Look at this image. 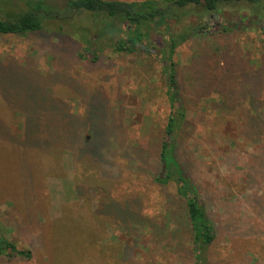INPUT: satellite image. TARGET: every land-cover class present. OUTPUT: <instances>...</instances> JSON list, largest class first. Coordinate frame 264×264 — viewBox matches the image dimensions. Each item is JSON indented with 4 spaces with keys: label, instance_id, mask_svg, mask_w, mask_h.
Wrapping results in <instances>:
<instances>
[{
    "label": "rangeland",
    "instance_id": "1",
    "mask_svg": "<svg viewBox=\"0 0 264 264\" xmlns=\"http://www.w3.org/2000/svg\"><path fill=\"white\" fill-rule=\"evenodd\" d=\"M45 3L42 13L57 17L65 0ZM236 9L220 13L231 20L235 12L253 29L220 34L212 31L220 15L190 16L186 25L209 21L207 31L174 55L186 111L177 157L211 211L224 198L240 213L236 230L229 222L227 237L218 234L208 248L210 264H257L264 254V105H256L258 93L264 98V32L250 8ZM52 15L42 31L0 35V234L32 254L9 264H50L51 224L75 204L98 220V245L112 254L106 264H193L187 226L166 218V191L152 180L169 114L161 63L107 46L84 51ZM93 126L103 159L83 150ZM119 207L146 219L124 220ZM248 227L258 237L237 238Z\"/></svg>",
    "mask_w": 264,
    "mask_h": 264
},
{
    "label": "trees",
    "instance_id": "2",
    "mask_svg": "<svg viewBox=\"0 0 264 264\" xmlns=\"http://www.w3.org/2000/svg\"><path fill=\"white\" fill-rule=\"evenodd\" d=\"M43 5H46L45 0H17V4L13 2L12 8L1 5L0 35L22 36L44 30L47 26L44 18L52 14L42 13ZM239 6L251 9L250 16L256 19L257 26L264 32L262 9L264 0H167L166 2L65 0L60 15L57 17L52 15L53 19L60 23L58 32L81 42L84 51L101 52L102 46H107L114 53L140 52L152 55L161 63L166 81L165 95L169 104V114L163 139L159 144L157 171L152 180L161 190L166 191L164 197L168 206L166 218H181L187 226L193 264H210L206 257L208 248L216 241L218 234L227 237L229 232L226 231H229L230 223L233 230H236L234 222L237 221L240 213L236 215L235 212L230 211L231 201L224 198L217 200L216 211H211L214 206L208 201L205 202L196 183L177 157L176 129L185 120L186 111L174 55L176 49L195 34H203L207 31V21L196 30L189 24L186 25L185 21L190 16L201 20L220 15L221 20H214L212 26V31L220 34L253 29L250 28L251 24L248 20L243 24L245 17H238L235 12L231 20L225 19L220 13L225 7L236 9ZM85 15L91 18L89 26L80 22V16ZM261 96L259 93L256 96L258 109L264 105V98ZM94 103L97 104V108L101 106L99 101ZM232 106L231 109L234 108ZM94 109L96 108L93 107ZM90 129L93 131L89 138L90 143H85L83 150L91 157L103 159L102 150L105 143H93L95 139L100 141V133L94 126ZM76 207L75 204L72 209L64 208L61 216L64 223L59 218L51 224L53 237L50 238V247L53 259L50 264H66L64 260L70 259L79 264H106L112 259V254H109L106 245H98L97 239L101 234L98 220L93 223V220H96L93 219L95 215L86 216L84 211ZM118 209L124 220L146 219L129 209L122 210L120 207ZM180 209L181 212L178 211ZM258 230L248 227L242 229L240 234L238 232L235 234H238L237 238L255 239L260 233L264 234V230L260 233ZM31 258V251L17 247L0 234V264H9L16 260L28 261ZM257 260V264H264V254Z\"/></svg>",
    "mask_w": 264,
    "mask_h": 264
},
{
    "label": "crops",
    "instance_id": "3",
    "mask_svg": "<svg viewBox=\"0 0 264 264\" xmlns=\"http://www.w3.org/2000/svg\"><path fill=\"white\" fill-rule=\"evenodd\" d=\"M5 72V71H4Z\"/></svg>",
    "mask_w": 264,
    "mask_h": 264
}]
</instances>
